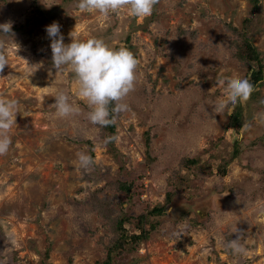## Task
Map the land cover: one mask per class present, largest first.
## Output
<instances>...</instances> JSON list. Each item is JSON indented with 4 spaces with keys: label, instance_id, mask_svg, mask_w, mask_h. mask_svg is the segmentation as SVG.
Segmentation results:
<instances>
[{
    "label": "rangeland",
    "instance_id": "1",
    "mask_svg": "<svg viewBox=\"0 0 264 264\" xmlns=\"http://www.w3.org/2000/svg\"><path fill=\"white\" fill-rule=\"evenodd\" d=\"M77 3L0 0V23L13 33L0 36V98L18 102L0 155V259L264 264V0L256 9L251 0H156L145 17ZM54 21L65 44L97 37L137 58L114 124H92L75 73L52 67L45 26ZM242 39L263 79L237 111H217L228 102L218 80L252 83L257 66L243 60ZM59 91L78 113L55 115ZM77 152L93 158L87 171ZM237 235L244 253L226 246Z\"/></svg>",
    "mask_w": 264,
    "mask_h": 264
},
{
    "label": "clouds",
    "instance_id": "2",
    "mask_svg": "<svg viewBox=\"0 0 264 264\" xmlns=\"http://www.w3.org/2000/svg\"><path fill=\"white\" fill-rule=\"evenodd\" d=\"M155 3L156 0H78L77 8L80 12L95 10L107 15L110 10L126 7L132 16L145 17L152 14ZM60 27L55 21L45 26L50 39L52 67L56 71H63L67 66L75 73L79 85L76 94L88 105L90 111L87 115L92 124L101 127L114 124L115 114L127 110V105L121 101L134 89L137 58L129 49L110 47L97 37L86 40L72 38L70 43L65 44ZM0 36H13L11 21L0 23ZM7 64V58L0 54V70ZM34 66L38 68L40 65ZM214 87H223L228 95V102L218 105L217 111L246 102L253 92V85L247 77L227 81L220 79ZM110 104L113 105L111 113ZM54 107L55 115L59 117L80 111L78 106L69 102V97L63 91L56 94ZM17 113V100L0 98V155L9 150L11 138L8 132L16 123ZM76 157L79 168L85 171L94 162L85 152H77ZM226 246L234 254L245 251L239 235L228 241ZM0 264H6V260L0 259Z\"/></svg>",
    "mask_w": 264,
    "mask_h": 264
},
{
    "label": "trees",
    "instance_id": "3",
    "mask_svg": "<svg viewBox=\"0 0 264 264\" xmlns=\"http://www.w3.org/2000/svg\"><path fill=\"white\" fill-rule=\"evenodd\" d=\"M258 1L259 0H251V3L253 5L254 9H256L258 7ZM240 41H242L241 43L244 46V52L242 53L243 54L242 56H244L243 60L246 61L247 63L255 64L257 66V68L252 72V76H251L252 85H254L263 79L261 61L259 60V56L257 54V51L250 45V43L247 40L242 39ZM238 107H239V105L236 104L235 105L236 111H237ZM236 116H239L238 112H236ZM234 120H237V117ZM155 211H159V210L155 209L153 212H155ZM141 236L142 235H133L131 237V239H132L131 241L137 242L141 239ZM111 251H114V250L111 249L109 252H111ZM110 256H111V254L108 256L107 264H109Z\"/></svg>",
    "mask_w": 264,
    "mask_h": 264
}]
</instances>
